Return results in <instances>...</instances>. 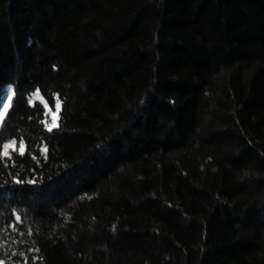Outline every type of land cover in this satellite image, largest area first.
Masks as SVG:
<instances>
[{
  "label": "trees",
  "instance_id": "16d2710c",
  "mask_svg": "<svg viewBox=\"0 0 264 264\" xmlns=\"http://www.w3.org/2000/svg\"><path fill=\"white\" fill-rule=\"evenodd\" d=\"M0 95V264H264V0H0Z\"/></svg>",
  "mask_w": 264,
  "mask_h": 264
},
{
  "label": "snow or ice",
  "instance_id": "6c2138e0",
  "mask_svg": "<svg viewBox=\"0 0 264 264\" xmlns=\"http://www.w3.org/2000/svg\"><path fill=\"white\" fill-rule=\"evenodd\" d=\"M37 92H39L38 89H37ZM3 95H6L9 101H11L12 98H13V93H12L11 91H6ZM3 95H0V104L4 103ZM7 107H8V105L5 104V109H7ZM59 107H60V100L57 99V109H59ZM4 114H5L4 112H0V122L3 121V119H4ZM46 126H47V125H46ZM57 126H58V125H56V124H53V125H51V126H47V127H48V131H52L53 128H54V127H57ZM15 143H16V141H12L11 144H5L3 147H4L5 150H7L10 146L14 148ZM20 143H21V148H23V140H21ZM3 154H4V155H8V152L5 151ZM21 154H23V151H21ZM29 182H31V181H29Z\"/></svg>",
  "mask_w": 264,
  "mask_h": 264
}]
</instances>
